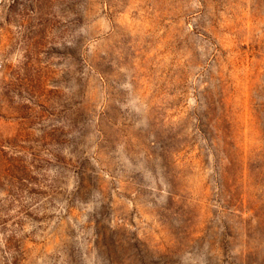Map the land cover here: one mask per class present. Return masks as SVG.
Instances as JSON below:
<instances>
[{
  "label": "rangeland",
  "instance_id": "rangeland-1",
  "mask_svg": "<svg viewBox=\"0 0 264 264\" xmlns=\"http://www.w3.org/2000/svg\"><path fill=\"white\" fill-rule=\"evenodd\" d=\"M0 264H264V0H0Z\"/></svg>",
  "mask_w": 264,
  "mask_h": 264
}]
</instances>
